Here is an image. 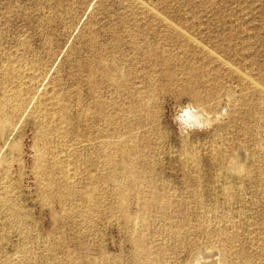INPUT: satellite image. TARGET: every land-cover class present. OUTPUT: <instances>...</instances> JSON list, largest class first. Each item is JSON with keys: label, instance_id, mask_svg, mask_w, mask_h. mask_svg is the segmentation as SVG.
Returning a JSON list of instances; mask_svg holds the SVG:
<instances>
[{"label": "rangeland", "instance_id": "rangeland-1", "mask_svg": "<svg viewBox=\"0 0 264 264\" xmlns=\"http://www.w3.org/2000/svg\"><path fill=\"white\" fill-rule=\"evenodd\" d=\"M166 56L204 126L183 74L130 113L98 70ZM0 122V264H264V0H0Z\"/></svg>", "mask_w": 264, "mask_h": 264}, {"label": "bare ground", "instance_id": "bare-ground-1", "mask_svg": "<svg viewBox=\"0 0 264 264\" xmlns=\"http://www.w3.org/2000/svg\"><path fill=\"white\" fill-rule=\"evenodd\" d=\"M165 21L167 20H164V22ZM167 27L172 31H174V33L180 39H183L186 42V44L193 43L198 48L201 47V44L199 42L194 41L192 37H190V35L188 36L184 31L180 30L178 27L174 25L171 26L169 24L167 25ZM144 39H146V37L140 34H135L132 36L131 44L137 49L141 46V44L145 45L146 59H151L153 56H155V58L158 59V55H156L158 54V51L152 48L154 47V45L151 43L148 44V42ZM203 51L206 54V50ZM207 54H209L210 58L212 57L213 59L215 58L217 60L220 59L219 57L212 54V52H207ZM159 62H160V66L162 67V70L152 71L153 73L149 75L148 78L145 72L144 74H141V72L137 71L136 69L127 68V64L121 65L118 63V60L116 59L108 67L102 61H100L98 65V70L101 71V74L110 82L111 86L115 88L116 92L120 94H126L127 95L126 97L133 98L134 100L132 101L133 105L128 108L129 109L128 112L130 113H134L135 111H138V108L140 107L143 97L154 93V91L157 88L156 87L157 84L163 87L165 86L172 87L174 85L179 84V82H181L182 77H180V75L183 74L185 76L184 80L186 79L185 80L186 86L184 87L183 92L189 93V96L194 100L195 105L192 106L191 104L192 107L190 106L188 109H186L183 112L181 120L184 121L187 126H194V125L204 126L206 124V121H208V117L206 118V104L203 103V100H201L200 92L198 91V88L200 87V83H202V81L206 79L205 71L200 68H197L194 62H191L187 67L180 65L176 68V65H178L180 61L172 60V58L168 56H166V58H163ZM173 62L175 67L172 66ZM121 69L125 70L126 72L123 73ZM137 84H139L142 87V90H139L140 86ZM124 109H127V107H124ZM98 111H99L98 114L100 115L102 113V106L98 108ZM105 119H106L105 123L108 124L111 123V118L109 116H106ZM4 125L5 123L0 122V127H3ZM128 154H129V150L127 149L122 150V155L124 159L128 156ZM231 164L235 166V162Z\"/></svg>", "mask_w": 264, "mask_h": 264}]
</instances>
